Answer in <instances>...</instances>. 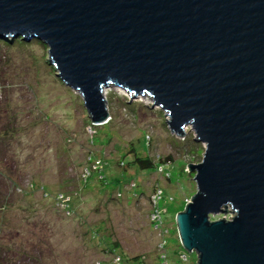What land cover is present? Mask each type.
<instances>
[{"label": "water", "instance_id": "95a60500", "mask_svg": "<svg viewBox=\"0 0 264 264\" xmlns=\"http://www.w3.org/2000/svg\"><path fill=\"white\" fill-rule=\"evenodd\" d=\"M21 36L48 47L93 124L114 86L152 98L176 136L192 128L205 152L182 247L197 264H264V0H0V38Z\"/></svg>", "mask_w": 264, "mask_h": 264}, {"label": "rangeland", "instance_id": "374dc122", "mask_svg": "<svg viewBox=\"0 0 264 264\" xmlns=\"http://www.w3.org/2000/svg\"><path fill=\"white\" fill-rule=\"evenodd\" d=\"M44 46L0 47V264H160L165 248L173 260L191 258L176 216L197 193L188 165L202 161L205 145L192 128L176 136L151 98L121 87L104 90L110 118L93 124ZM134 149L156 169L128 167ZM160 186V207L172 215L166 234L150 216Z\"/></svg>", "mask_w": 264, "mask_h": 264}, {"label": "trees", "instance_id": "16d2710c", "mask_svg": "<svg viewBox=\"0 0 264 264\" xmlns=\"http://www.w3.org/2000/svg\"><path fill=\"white\" fill-rule=\"evenodd\" d=\"M11 39H13V37L11 38ZM11 39H9L8 37H4V38H0V47H1V45L2 46H10V47H13V48H26V47H30V46H32V44H39L41 47H45L44 45H43V43L42 42H40V41H38V40H36V39H32L33 40V42H30V41H27V40H25L24 39V37H14V39H13V41L11 40ZM47 56H48V54H47ZM46 56V57H47ZM45 57V58H46ZM2 92V90L0 89V93ZM7 131H5L4 132V134L6 133ZM8 132H9V129H8ZM3 133H1L0 132V138H3ZM1 142V141H0ZM2 143V142H1ZM149 144V143H148ZM1 145V144H0ZM197 145H199V144H197ZM132 154H133V156L131 157V161L130 160H128L127 162H126V165L128 166V167H137L139 170H141V171H154L156 168V162L151 158V157H149V156H143L142 154H140L136 149H134L133 151H132ZM3 158V150H2V148L0 147V159H2ZM171 164V157H168L167 159H166V161L165 160H162L161 161V167H168L169 165ZM0 176H2V177H5L6 176V174L5 173H2V172H0ZM132 184V183H131ZM134 185V184H133ZM134 188L136 189V186L134 185ZM158 188H160L161 190H162V194H163V201L164 200H166L167 199V196H164V190L161 188V186L160 187H158ZM0 194H1V186H0ZM170 198H172V197H169V199ZM190 198V197H189ZM68 208V212L69 213H71L72 211H71V208L70 207H67ZM153 208V207H152ZM161 209H162V207H160ZM152 212H153V209H152V211L150 212V214H152ZM171 214L169 213V212H164V213H162L161 214V221H162V223L165 225V230H167L166 229V224H167V226H168V223H167V221H166V219H168V218H170L171 216H170ZM151 223L153 224V222L151 221ZM154 225V224H153ZM178 231V230H177ZM179 236V235H178ZM111 250V252H114V250L112 249V248H110ZM136 259H138L137 257L136 258H133V260L135 261ZM146 259V258H145ZM144 259V260H145ZM172 259V258H171ZM122 261V260H121ZM139 261V263L138 264H144V262L140 259V260H138ZM160 262H161V260H159ZM104 264H106V263H104Z\"/></svg>", "mask_w": 264, "mask_h": 264}, {"label": "built area", "instance_id": "2783aa9c", "mask_svg": "<svg viewBox=\"0 0 264 264\" xmlns=\"http://www.w3.org/2000/svg\"><path fill=\"white\" fill-rule=\"evenodd\" d=\"M162 193H163L162 190L159 188L154 192L153 197L150 196V200H151L152 207H153L152 208L153 212L152 214H150V216H151V221L154 224L153 226H155L157 230H161L166 234L165 225L161 221V214L165 212L163 209L160 208V203L162 202V199H163ZM61 197L64 198L63 196ZM190 202H191V198H187L186 205H188ZM230 218L231 216L226 219L229 220ZM164 247H165V244H164ZM190 254L192 255L191 258L186 252L179 253V255L177 256V259L173 260L171 259L172 257L169 256L165 248L163 255L160 256V260H161L160 264H197L198 255L195 252H192ZM193 254H195L196 256H193ZM164 261L166 262L164 263Z\"/></svg>", "mask_w": 264, "mask_h": 264}, {"label": "bare ground", "instance_id": "6f19581e", "mask_svg": "<svg viewBox=\"0 0 264 264\" xmlns=\"http://www.w3.org/2000/svg\"><path fill=\"white\" fill-rule=\"evenodd\" d=\"M105 90V89H104ZM126 92V91H125ZM103 95L105 96V92L103 91ZM151 100H152V98H151ZM182 250V249H181Z\"/></svg>", "mask_w": 264, "mask_h": 264}]
</instances>
